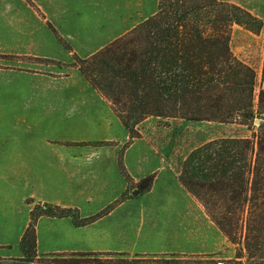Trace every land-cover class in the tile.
<instances>
[{
    "label": "trees",
    "instance_id": "obj_1",
    "mask_svg": "<svg viewBox=\"0 0 264 264\" xmlns=\"http://www.w3.org/2000/svg\"><path fill=\"white\" fill-rule=\"evenodd\" d=\"M234 25L257 34L263 22L228 1L157 0L154 13L87 57L73 53V60L131 137L139 136V123L150 116L247 126L245 135L214 138L191 149L177 178L236 246L239 264H264V89L256 95L254 67L230 48ZM121 171L130 178L123 166ZM154 176L143 177L140 187L147 191ZM110 208L81 217L75 207L33 203L18 243L21 256L0 257V264H124L64 259L125 255L121 252L37 251L39 217H70L81 226Z\"/></svg>",
    "mask_w": 264,
    "mask_h": 264
},
{
    "label": "crops",
    "instance_id": "obj_2",
    "mask_svg": "<svg viewBox=\"0 0 264 264\" xmlns=\"http://www.w3.org/2000/svg\"><path fill=\"white\" fill-rule=\"evenodd\" d=\"M46 21L54 24L81 57L99 49L93 44L101 37L90 35L91 26H83L84 21L91 24V17L82 20L74 6L51 8L46 4L30 6L0 0V55L11 56L14 63L9 66L12 70L18 68L22 57L67 59L68 53H64ZM105 33L103 27L102 39L107 37ZM81 37L88 44L85 48L79 46ZM3 69L0 65V74ZM23 70L32 74L28 66ZM72 74L64 78L69 80ZM12 75L16 83H11V88L18 90L19 75L15 71ZM2 87L1 80L0 89ZM82 89V85L52 87L53 91L67 92ZM20 90L34 91V86L23 84ZM86 93L87 96L81 99H21L9 103L10 107L28 109L27 114L36 113L33 108L44 109L41 110L42 117L51 118L52 122L59 124L58 131L62 129L64 132L52 138L39 136L37 143L32 125H26L22 133L0 135V172L20 173L17 179L25 180L9 190L20 196L25 204L22 224L16 229L19 240L32 207L26 198L76 207L83 216L101 209L126 188L117 159L120 146L128 140V132L105 98L101 103L91 99L93 93L90 89ZM51 140L71 143L111 140L116 144L90 149ZM131 145L123 151V162L135 181L157 171L150 189L122 200L106 215L85 225H74L70 217H39L36 223L37 246L41 248L42 245L41 249L46 252L219 253L222 246L219 234L203 217L204 208L200 202L179 182L178 172L174 173L159 156L147 159L150 151ZM40 235L46 237L43 244L39 243Z\"/></svg>",
    "mask_w": 264,
    "mask_h": 264
},
{
    "label": "rangeland",
    "instance_id": "obj_3",
    "mask_svg": "<svg viewBox=\"0 0 264 264\" xmlns=\"http://www.w3.org/2000/svg\"><path fill=\"white\" fill-rule=\"evenodd\" d=\"M11 1L13 3L18 2L19 4L30 6L46 4L48 6H51V8L58 7L59 5L76 7L82 20L91 17V24H88L86 21H84V24H82L83 26H91L92 30H90V35L101 37L99 38V41H96L93 44V47H99V49L109 42L107 40H112L117 36L123 34L130 28L135 26L137 23L141 22L149 15L154 13L157 7V0H4V2ZM222 1L232 2L246 8L251 13L258 16L263 22V26L257 34H254L241 26L234 25L230 34L229 41V45L233 53L254 67L257 74L255 87V92L257 95L260 90L264 89V0ZM46 26L51 31L52 35L55 36L59 45L63 48L64 53H68V57L65 60L62 58H55L51 56H34L28 58L22 57L19 60L18 68L15 67L14 70H12L11 66H9L10 63H14L12 62L11 56L0 55V65H3L4 68L2 74H0V81L2 80L3 83V87L0 89V135L6 132L16 131L22 133L25 130L24 127L26 125L33 126L32 131L36 138V143L39 136L52 138L54 136H57L59 133H64L62 129L58 131V123L52 122V119L49 117H42L43 112H41V110L44 109L33 108L36 113L27 114L26 110L28 109L26 108L16 106L10 107V101L21 99H34L35 101L66 100L79 97L81 99L87 96L86 90L90 89L93 93L91 99L99 100L101 103H104L103 97L88 83V81L80 73L78 67L75 65L73 60V53H77L73 51L70 42L59 33L58 29L54 26V24H52V22L46 21ZM50 26L56 30L57 35L61 37L62 40L59 39V37L54 33ZM103 27L106 28L105 34H107V37L102 39ZM80 40L81 43H79V46H84L85 48L88 44L85 43L84 37H81ZM65 43L70 46L71 50L66 47ZM77 55L81 57L79 54ZM7 64L8 66H6ZM25 66L29 67V71L32 74L23 72L26 71L23 70L25 69ZM14 71L19 75V77L17 78V83L19 84L18 90L11 88V83H16L15 78L12 75V72ZM71 73H73L71 79L67 80L64 78V76L70 75ZM27 83L34 86V91L22 92V90H20L21 86ZM54 85H66L69 87L70 85H82L83 91H53L52 87ZM93 89L98 94H96ZM30 130L31 129H29V131ZM138 130V137H131L128 133V140H126L120 146L118 152L117 165L120 174L126 181L125 190H123L116 199L112 200L104 207L91 214L82 216L79 209L77 208L78 214L81 217L94 215L102 211L109 205H111V208L108 210V212H110L122 200L129 197L132 198L134 196H139L150 189L149 188L147 191L142 189L139 183L143 177L135 181V179L129 174L123 162V151L132 143L135 142L133 145H131L133 146V148L146 149L150 151V154L146 157L147 159H151L153 156L157 155L164 160V163L169 168H171L174 173H177L179 172L181 162L185 155L199 144L214 138L242 136L248 133L247 126L235 122L189 120L176 117L163 118L155 116L147 117L146 119L141 121L138 125ZM51 142L90 149L111 147L116 144L111 140H97L87 142L82 141L78 143L51 140ZM122 166L130 176L129 179H126L122 174ZM152 173L156 175L157 171H154ZM19 174L20 173L13 175V173L0 172V257L5 258L21 256L18 245L19 237L17 235L16 229L22 224V210H24L25 204H23V200L20 199V196L15 195V193L13 194L11 193V191H9L13 190L15 186H18L19 182H25V180L17 179ZM4 190H6V192H4ZM25 201L32 204L31 206H33V203H35L31 198H26ZM196 201L198 200L196 199ZM107 213L103 214L102 216L106 215ZM202 215L209 221L208 223L220 236L222 246L219 253L156 254L121 252L125 253V255L66 256L64 259H77L78 261L86 260L91 261V263H95L93 260L96 258L112 259L115 261L117 260L118 262L120 261V263L124 264L241 263L238 261L239 259L236 258V246L232 244L223 234V232L216 226V224L206 213L205 209L204 212L202 211ZM44 241L46 242V237L40 235L39 243L43 244ZM41 248L40 246H37V251L39 254L60 253L46 252ZM52 257L62 258V256ZM42 261H44V259H42ZM241 261L244 262L245 258H241Z\"/></svg>",
    "mask_w": 264,
    "mask_h": 264
}]
</instances>
